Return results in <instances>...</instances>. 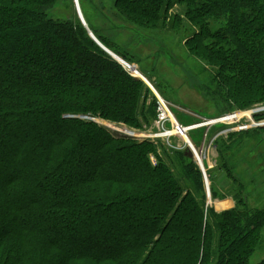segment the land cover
I'll return each mask as SVG.
<instances>
[{
  "label": "trees",
  "instance_id": "trees-1",
  "mask_svg": "<svg viewBox=\"0 0 264 264\" xmlns=\"http://www.w3.org/2000/svg\"><path fill=\"white\" fill-rule=\"evenodd\" d=\"M66 2L0 0V264H250L264 209L249 210L244 197L217 214L184 150L81 118L144 132L158 105ZM174 7L183 12L169 16ZM115 8L160 30L187 20L185 46L215 69L234 106L264 102V0ZM216 168L207 172L213 200L224 169L234 178Z\"/></svg>",
  "mask_w": 264,
  "mask_h": 264
},
{
  "label": "rangeland",
  "instance_id": "rangeland-1",
  "mask_svg": "<svg viewBox=\"0 0 264 264\" xmlns=\"http://www.w3.org/2000/svg\"><path fill=\"white\" fill-rule=\"evenodd\" d=\"M68 1L66 4L69 5V9L75 11V15L86 30V27L91 32L92 28L100 30L104 39L112 44L111 49L104 46L92 32L100 44L114 57L107 54L133 77L141 76L154 98L157 101L158 98L164 100L174 115L175 121L186 128L187 132L183 133L190 131L188 141L180 137L169 139L170 142L166 138L152 137V140L161 141L168 148L184 150L183 152H186L188 148L191 150V146L200 152L204 149L203 158L198 150L194 152L197 154L196 159L201 158L200 163L206 173L208 171L214 173L216 167L223 164L230 170L234 178H229L227 170L224 169L217 183L219 186L216 188L220 198L213 200L212 197H208L207 192L208 185L209 194H211L209 176L208 174L206 176L198 165L204 177L207 206L213 208L217 214H224L235 210L240 198L247 197L249 210H263L264 102L234 106L235 103L228 98L223 84L215 80V69L208 62L203 63L185 46V40L192 35L193 29L190 32V22L184 20L174 26V29L167 28L165 24V29L160 30L162 26L160 23H148L134 16H128L126 13L123 14L120 9L115 8L116 0H82V2L78 0L80 5H77L75 0ZM182 9L174 7V11L172 10L169 16L174 12H183ZM81 14L83 16L87 14V18L84 16L83 19ZM54 15L58 18L56 14ZM112 49L119 55L123 53L127 58H132V62L125 61ZM123 62L129 66H124ZM128 68L140 75L131 73ZM228 100L231 102L226 103ZM232 116L235 119L234 123H232ZM223 118L225 119L220 121ZM97 122L127 136L134 133V136L140 139H148L149 136L155 135L153 133L158 132L155 126L156 121L148 131L144 132L130 131L125 126L104 120L98 119ZM170 124H165L166 129L171 127ZM241 127H245L243 131ZM186 143L191 145L188 146ZM154 161L156 164V160ZM217 175H215L216 178ZM239 209L245 210L241 207ZM262 260H264V227L260 234L258 249L251 257L250 264H258Z\"/></svg>",
  "mask_w": 264,
  "mask_h": 264
},
{
  "label": "built area",
  "instance_id": "built-area-1",
  "mask_svg": "<svg viewBox=\"0 0 264 264\" xmlns=\"http://www.w3.org/2000/svg\"><path fill=\"white\" fill-rule=\"evenodd\" d=\"M158 108H157V120H156V128L159 129L158 133H156L154 136H149L148 138L152 139H163L166 138L167 140L175 138V137H180L183 138L184 140L188 141L189 139V133L183 134L182 132L186 131V128L183 126H180L178 122L175 121L174 115L172 114L170 108L167 106V104L164 103V100L162 101L160 98H158ZM227 117V116H226ZM231 117V116H228ZM171 123V124H170ZM165 124H170L171 127L169 129H166ZM197 127V126H193ZM190 127H188L189 129ZM245 127H241V131L244 130ZM185 141V142H186ZM189 145V143H186ZM193 149L194 146H191ZM196 149H193L195 151Z\"/></svg>",
  "mask_w": 264,
  "mask_h": 264
},
{
  "label": "water",
  "instance_id": "water-1",
  "mask_svg": "<svg viewBox=\"0 0 264 264\" xmlns=\"http://www.w3.org/2000/svg\"><path fill=\"white\" fill-rule=\"evenodd\" d=\"M76 2H77V0H75ZM77 5H78V3H77ZM82 15V14H81ZM83 16V15H82ZM83 18V17H82ZM87 28V31H88V33H89V35L91 36V38L94 40V42H95V44H97L98 46H100L101 48H102V50L103 51H105L106 53H108V54H110L112 57H114L113 56V54H111L108 50H106L101 44H100V42L97 40V38L93 35V33L88 29V27H86ZM116 58V57H115ZM116 59H118V58H116ZM123 65L124 66H129V65H127L125 62H123ZM129 71L131 72V73H135V71L134 72H132L130 69H129ZM136 74H139L138 72H136L135 73V75ZM140 75V74H139ZM136 79H139V80H142V81H144V79L141 77V76H137L136 75ZM146 82V81H145ZM82 119H90L89 117H81ZM94 121V120H93ZM186 155L188 156V157H190V158H192L193 159V161H194V159H196V156H197V154L193 151V149L191 148V150H190V148H188V150H186ZM200 157L199 158H197L196 159V161H197V165H199V166H201V169L202 168H204V167H202V164L200 163L201 161H200ZM195 161V162H196ZM203 170V169H202ZM203 172H204V174L207 176V173H206V170L204 169L203 170ZM206 182H207V184H208V182H209V180L207 179L206 180ZM210 185V184H209ZM207 192H208V197L210 198L211 197V194H209V190H208V185H207Z\"/></svg>",
  "mask_w": 264,
  "mask_h": 264
},
{
  "label": "bare ground",
  "instance_id": "bare-ground-1",
  "mask_svg": "<svg viewBox=\"0 0 264 264\" xmlns=\"http://www.w3.org/2000/svg\"><path fill=\"white\" fill-rule=\"evenodd\" d=\"M75 2H76V1H75ZM76 3H78V5H80L79 2H78V0H77ZM80 8H81V7H80ZM82 17H83V19L85 18L84 16H82ZM134 68H135V67H134ZM225 118H227V117H225ZM225 118L220 119V121H221V120H224ZM232 119H233V116H232ZM228 120H231V119H228ZM234 120H235V119H233V122H232V123H234ZM216 122H217V120H216ZM226 122H227V121H226ZM227 125H231V124H227ZM186 132H187V130H186ZM182 133H183V132H182ZM183 134H184V133H183Z\"/></svg>",
  "mask_w": 264,
  "mask_h": 264
}]
</instances>
